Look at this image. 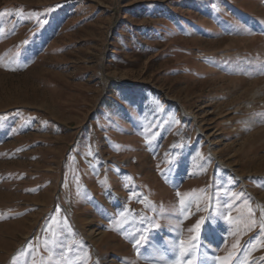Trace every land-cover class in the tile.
Segmentation results:
<instances>
[{"label": "rangeland", "instance_id": "374dc122", "mask_svg": "<svg viewBox=\"0 0 264 264\" xmlns=\"http://www.w3.org/2000/svg\"><path fill=\"white\" fill-rule=\"evenodd\" d=\"M189 261L264 264V0H0V264Z\"/></svg>", "mask_w": 264, "mask_h": 264}, {"label": "snow or ice", "instance_id": "6c2138e0", "mask_svg": "<svg viewBox=\"0 0 264 264\" xmlns=\"http://www.w3.org/2000/svg\"><path fill=\"white\" fill-rule=\"evenodd\" d=\"M178 195H179V194H178ZM181 202L183 203V201H181ZM200 225H201V221L198 220L197 223H196V225H194L193 230L199 229V228H200ZM193 239H195V237H193ZM136 243L139 244L140 241H137ZM181 243H183V241H181ZM236 247H237V245L234 244V245H233V248H236ZM189 264H191V261H189Z\"/></svg>", "mask_w": 264, "mask_h": 264}]
</instances>
